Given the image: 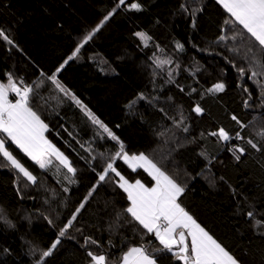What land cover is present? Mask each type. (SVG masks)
Segmentation results:
<instances>
[{
  "label": "trees",
  "instance_id": "16d2710c",
  "mask_svg": "<svg viewBox=\"0 0 264 264\" xmlns=\"http://www.w3.org/2000/svg\"><path fill=\"white\" fill-rule=\"evenodd\" d=\"M133 2L117 7L119 0H0V27L13 41L0 38V82L7 83L11 73L33 87L30 106L48 125V140L76 169L69 173L55 160L40 168L7 141L37 182L0 157V264H36L73 215L43 264H91L88 252L120 264L134 246L144 247L156 264H184L127 213L131 201L115 173L99 181L119 142L60 92L48 79L53 74L120 138L129 155L144 153L186 188L178 202L241 264H264V225H255L264 220V137L257 135L264 129L258 83L264 75L253 80L237 71L264 73L253 59L264 56V49L238 23L225 32L224 21L232 18L217 0H138L139 11L128 7ZM114 8L78 56L56 73ZM137 32L151 37L147 46ZM233 33L241 36L219 40ZM157 57L172 63L157 67ZM218 82L226 84L223 92L207 91ZM197 104L202 113L194 111ZM220 128L230 141L211 135ZM233 146L246 149L239 160ZM114 167L130 182L154 185L146 171L133 170L120 157ZM88 237L97 243L85 244Z\"/></svg>",
  "mask_w": 264,
  "mask_h": 264
},
{
  "label": "snow or ice",
  "instance_id": "6c2138e0",
  "mask_svg": "<svg viewBox=\"0 0 264 264\" xmlns=\"http://www.w3.org/2000/svg\"><path fill=\"white\" fill-rule=\"evenodd\" d=\"M219 3L230 14L231 20H225V32H227L229 24H239L242 28L264 49V0H219ZM125 0H119L120 5H124ZM129 8L137 11L142 9V4L136 2L128 5ZM115 12H109L104 20L100 22L95 28L88 32L83 38V42L78 45L64 64H61L56 69L59 73L68 61L78 56L81 48L94 34L99 31L104 22ZM145 44L148 45L151 39L144 32L135 33ZM241 36L240 33H233L229 35H221L220 41L237 40ZM0 38L13 43L9 35L5 32L3 27H0ZM184 45L177 42L176 48L183 49ZM237 52L239 49H232ZM250 51V50H249ZM255 63L264 69V56L255 58ZM157 67H163L165 64L172 63L171 60H161L159 57L155 60ZM229 63H232L229 61ZM233 67L235 65L233 64ZM241 76L249 75L250 79L255 80L257 76L264 75V73L257 72L251 68L245 69L240 67L237 69ZM172 73L169 72V76ZM7 83L0 82V157L8 162V166L18 170L28 181L33 184L37 182V177L34 176L24 165L9 151L6 146L7 141H11L19 147L27 156L37 162L40 168H48L53 164V161H58L60 166L67 169L69 173L75 174L76 169L72 166L69 158L60 151L50 140L45 136L48 131V125L40 118L36 111L30 106V98L34 92L32 86H29L20 80L19 82L13 78L11 73H7ZM48 79L55 83V86L65 96L70 97L80 105L91 117L95 124H98L104 132L108 134L113 140L118 141L119 151L115 153L114 157L110 158L107 167L99 175V181H103L108 176L109 171L119 177V187L127 193V198L131 201V206L126 209L131 217L138 221L150 233H154L163 249L168 251H175L176 256L184 261V264H241L234 255H232L220 242H218L200 223L178 202L179 198L185 193L186 188L178 183L173 177L164 172L156 163L153 162L144 153L129 155L125 151V146L120 138L116 136L111 129L108 128L98 117H96L86 105L79 100L70 89L64 87L57 79L55 74L48 77ZM261 88V96L264 97V83L258 81ZM226 88L224 82L215 83L211 88L207 89L210 93L223 92ZM247 91V89H245ZM9 93H14L16 99H10ZM139 99H144L143 94H140ZM133 104L135 101L132 102ZM247 106V102H245ZM132 105L130 104L129 107ZM196 113H202L203 109L197 104L194 108ZM233 120L239 123L236 116ZM187 131V129H184ZM217 136L220 140L230 141L232 136L224 128H220L218 132L211 133ZM257 135L264 137V129H261ZM237 139H242L239 133H236ZM247 144L252 148L259 150L258 143H253L251 139ZM235 158L240 159V154L245 153V147L233 146L231 149ZM238 153V154H237ZM116 157L125 160L128 165L135 170L136 168L145 169L149 175L155 180L153 187H147L140 180L135 183H130L124 176H122L114 167ZM94 191V189H93ZM91 192L89 193V196ZM87 200V197L85 198ZM84 208V203L76 209V213ZM246 215L255 219V213L248 211ZM3 219V217H0ZM76 216L73 215L64 228L59 231V234L54 242L47 250L42 251L36 264H43L45 258L52 255L53 251L61 243L60 238L64 237L68 228L72 226ZM11 227L10 221H5ZM49 223H52L49 220ZM255 225L260 227L264 225V220H255ZM97 243L91 237L86 238L85 244ZM91 257V264H108L107 258L104 255H96L92 252L87 253ZM123 264H156V260L148 254L144 247L130 248L122 257Z\"/></svg>",
  "mask_w": 264,
  "mask_h": 264
},
{
  "label": "crops",
  "instance_id": "0c3cea01",
  "mask_svg": "<svg viewBox=\"0 0 264 264\" xmlns=\"http://www.w3.org/2000/svg\"><path fill=\"white\" fill-rule=\"evenodd\" d=\"M217 1L219 2V0H217ZM9 98L11 99L10 93H9ZM46 134H47V131L45 132V136L47 137ZM47 139H48V138H47ZM16 146H17V145H16ZM17 147H18V146H17ZM25 154H26V153H25ZM26 155H27V154H26ZM28 157H29V156H28ZM30 158H31V157H30ZM34 162H35V161H34ZM36 163H37V162H36ZM149 176H150V175H149ZM151 177H152V176H151ZM128 181H129V180H128ZM129 182H130V181H129ZM130 183H135V182H130ZM141 183H142V182H141ZM143 184H144V183H143ZM144 185H145V184H144ZM154 185H155V180H154ZM154 185H153V186H154ZM145 186H146V185H145ZM153 186H152V187H153Z\"/></svg>",
  "mask_w": 264,
  "mask_h": 264
},
{
  "label": "rangeland",
  "instance_id": "374dc122",
  "mask_svg": "<svg viewBox=\"0 0 264 264\" xmlns=\"http://www.w3.org/2000/svg\"><path fill=\"white\" fill-rule=\"evenodd\" d=\"M61 151V150H60ZM62 152V151H61ZM143 169V168H142ZM144 171H146L145 169H143ZM147 172V171H146ZM148 173V172H147ZM149 174V173H148ZM151 176V175H150ZM134 247H140V246H134ZM133 248V247H132ZM120 264H123V260Z\"/></svg>",
  "mask_w": 264,
  "mask_h": 264
}]
</instances>
